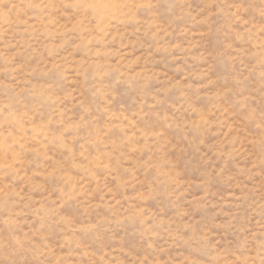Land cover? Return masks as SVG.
Wrapping results in <instances>:
<instances>
[{
	"label": "rangeland",
	"instance_id": "rangeland-1",
	"mask_svg": "<svg viewBox=\"0 0 264 264\" xmlns=\"http://www.w3.org/2000/svg\"><path fill=\"white\" fill-rule=\"evenodd\" d=\"M0 264H264V0H0Z\"/></svg>",
	"mask_w": 264,
	"mask_h": 264
}]
</instances>
